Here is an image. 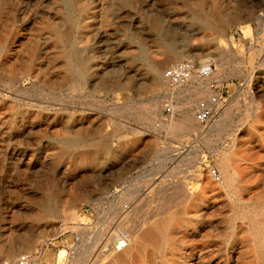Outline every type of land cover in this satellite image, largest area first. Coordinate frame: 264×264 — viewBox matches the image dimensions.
<instances>
[{"label": "rangeland", "instance_id": "374dc122", "mask_svg": "<svg viewBox=\"0 0 264 264\" xmlns=\"http://www.w3.org/2000/svg\"><path fill=\"white\" fill-rule=\"evenodd\" d=\"M173 42L189 57L160 77L211 60L221 88L193 133L181 107L206 82L149 87ZM263 249L264 0H0V264H263Z\"/></svg>", "mask_w": 264, "mask_h": 264}, {"label": "built area", "instance_id": "2783aa9c", "mask_svg": "<svg viewBox=\"0 0 264 264\" xmlns=\"http://www.w3.org/2000/svg\"><path fill=\"white\" fill-rule=\"evenodd\" d=\"M215 66L213 61L205 60L200 66L197 67L195 62L190 59H182L167 69L162 73L163 82L169 87H182L188 85L192 77L195 76L200 80L206 82L208 90L211 92L207 100L199 101L194 109V119L195 122L200 126H205L214 118L217 113L216 105L222 100L221 88L218 84L212 80L214 74ZM174 112V107L172 102L168 101L164 104V113L166 115H171ZM210 178L217 182L219 180L218 173L216 170H209L207 173ZM79 243V238L76 236L73 238L71 247L68 251L72 253L75 251L77 244ZM125 248V241H116L113 245V252L120 253ZM33 259L30 254H21L13 261L5 260L2 264H32Z\"/></svg>", "mask_w": 264, "mask_h": 264}, {"label": "bare ground", "instance_id": "6f19581e", "mask_svg": "<svg viewBox=\"0 0 264 264\" xmlns=\"http://www.w3.org/2000/svg\"><path fill=\"white\" fill-rule=\"evenodd\" d=\"M66 6V4H65ZM84 11V10H83ZM86 12V11H85ZM85 14V13H84ZM194 19H196L197 21H199L201 24H202V27L204 29H208V28H211V27H214L217 29V31H222V29L229 24V22L227 20H223L222 18L220 17H217V16H214V13L210 12V13H207V14H202V10H197L195 11V14H194ZM157 29V28H156ZM174 42L173 43H169V44H166L165 47L166 48V57L164 59H162L159 63H156V64H152L149 66V74H150V79H151V82H150V86L149 87H152L153 89L155 90H158V91H161L163 88H166V85H164L161 81V77L159 75V70L164 66V64L168 63L170 60H172L173 58H176L177 56H181V57H189V56H184L182 54H180L175 48H174ZM61 53V52H60ZM215 70V69H214ZM214 74H216V70L214 71ZM74 76H77V77H82L83 76V72L81 71V69L77 72H74L73 73ZM86 75V74H85ZM197 82L198 84L201 83L203 84L204 83V80H200L198 78H196L195 76L192 77V80L191 82ZM119 86V85H118ZM121 87V86H119ZM204 87V86H202ZM186 90V89H185ZM184 90V91H185ZM182 91V90H181ZM183 91V92H184ZM187 91V90H186ZM204 92H202L200 90V88H193L192 90V95H190L186 101V103H184V105L181 107V120H183L184 122V125H182V128L184 127L187 131H191L193 133V131H196V129L192 126V124L194 123V117L192 118V116H194V113H193V108H194V103L197 102L198 99L200 98H203L204 97ZM206 93V92H205ZM209 93V92H208ZM183 94V93H182ZM206 96V95H205ZM207 99V98H206ZM221 103H222V100H221ZM220 104V101L219 103L216 105L218 106ZM176 124V123H175ZM174 124V129H175V126L177 128V125ZM167 125V124H166ZM169 126V129H172L173 127V123L168 125ZM166 127V126H164ZM179 128V126H178ZM65 147L67 148H70V145H67V143L65 144ZM226 164V163H225ZM224 164V165H225ZM222 165V164H221ZM219 168V167H218ZM225 168V167H224ZM227 169V168H226ZM228 172V171H227ZM218 174L220 176H224L226 178L227 181H229L230 177L226 176V172H225V169H219L218 170ZM226 174V175H225ZM229 176H231L229 174ZM232 177V176H231ZM233 178V177H232ZM233 182V181H232ZM228 184V183H227ZM252 212V211H251ZM261 213V212H260ZM259 213V214H260ZM53 216V215H51ZM180 217V216H179ZM178 218V217H177ZM171 219V218H169ZM168 219L167 220H164L162 223L160 224H156L154 225L147 233L149 234V237H152L154 236L155 237V234L154 233H157L158 236H156L153 240L154 242H163V244H165V242L167 241L168 239V235L169 233L171 232V221ZM260 222V221H259ZM252 235L254 237V240L257 242L258 245L262 246V243H261V240H262V233L260 232L259 230V226L256 222H252ZM262 229V228H261ZM263 230V229H262ZM144 233V232H143ZM153 233V234H152ZM136 236V235H135ZM170 238V236H169ZM125 239L124 241L125 242V248L123 249L124 252H128L130 249H129V240L126 239V238H123ZM136 240V239H135ZM138 240V239H137ZM169 240V239H168ZM120 241V240H119ZM133 243V242H132ZM143 244V243H142ZM255 244V243H254ZM167 245V244H166ZM138 246V245H137ZM162 247V246H161ZM161 249V248H160ZM132 250V249H131ZM264 250V249H263ZM159 251V250H158ZM263 264H264V258H263Z\"/></svg>", "mask_w": 264, "mask_h": 264}]
</instances>
